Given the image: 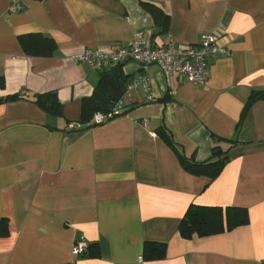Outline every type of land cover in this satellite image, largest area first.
<instances>
[{
	"label": "crops",
	"instance_id": "1",
	"mask_svg": "<svg viewBox=\"0 0 264 264\" xmlns=\"http://www.w3.org/2000/svg\"><path fill=\"white\" fill-rule=\"evenodd\" d=\"M142 1L169 16L167 34L157 35L141 0H0V100L19 96L0 102V264H264V101L242 119L253 91L264 90V0ZM12 4L22 11L11 14ZM138 32L151 46L216 33L229 54L210 59L205 86L173 76L169 88L158 67L125 63L131 84L148 77L155 101L130 84L123 114L89 129L82 101L99 73L76 57ZM34 34L57 51L28 55L19 38ZM51 91L63 117L33 102ZM215 147L228 157L216 179L181 165V155L208 162ZM192 204L244 208L249 223L187 240L179 227ZM82 237L99 244L98 258L75 257ZM146 242L165 243L166 258L146 261Z\"/></svg>",
	"mask_w": 264,
	"mask_h": 264
},
{
	"label": "trees",
	"instance_id": "2",
	"mask_svg": "<svg viewBox=\"0 0 264 264\" xmlns=\"http://www.w3.org/2000/svg\"><path fill=\"white\" fill-rule=\"evenodd\" d=\"M140 3L145 11L152 15L155 27L158 30L157 35L167 34L169 30V16L161 8L150 2L141 0ZM19 39L24 51L31 56H51L57 51L55 41L47 36L34 34L22 36ZM124 66L125 63L111 64L99 73V80L93 94L82 101L81 121H91L95 113H109L117 106L131 84L130 77L124 73ZM4 87V78L0 77V89H4ZM17 98H19V96L15 95L0 100V102L15 100ZM259 101H264V90L253 91L243 112V120L249 109ZM33 102L49 117H63L64 115L63 104L59 100L56 92L51 91L37 94ZM93 127L95 126H88L89 129ZM158 133L168 144L173 145L172 139L167 132L163 129H159ZM215 139L218 141L230 142L221 138ZM180 162L183 168L190 174L205 176L214 180L222 173L224 167L228 163V157L227 152L224 153L219 147H215L213 158L208 162L199 163L195 158L190 160L184 155L180 156ZM248 223L249 214L244 208L229 207L224 209L221 207H208L192 204L189 206L180 224L179 232L184 239L189 240L194 236L208 237L223 234L240 226L247 225ZM4 230L5 231L2 234L7 233L6 224ZM166 252L167 245L165 243L146 242L144 245L143 256L146 261H159L166 258ZM99 256V244L88 243L86 253L81 257H78V259H95Z\"/></svg>",
	"mask_w": 264,
	"mask_h": 264
},
{
	"label": "built area",
	"instance_id": "3",
	"mask_svg": "<svg viewBox=\"0 0 264 264\" xmlns=\"http://www.w3.org/2000/svg\"><path fill=\"white\" fill-rule=\"evenodd\" d=\"M22 11L19 4H12L10 13L15 14ZM229 52L222 45L221 38L216 33H205L199 38L195 45H181L169 43L164 46H151L147 43L144 34L138 32L133 39L126 45L109 50L102 51L98 49L88 50L82 55L76 57L77 62L88 63L91 68L100 73L111 64L136 62L144 69L150 66H156L165 77L170 88L171 78L178 76L183 81L195 85L205 86L208 83V69L210 59L215 56H225ZM149 79L143 76L132 82L129 88H135L144 85L148 102L155 101L151 94ZM123 112L122 103L109 113L97 112L89 125L100 126L119 117ZM146 124V122H145ZM80 128V124L69 123L68 130ZM88 249V242L85 238H79L73 248L75 257H81Z\"/></svg>",
	"mask_w": 264,
	"mask_h": 264
}]
</instances>
